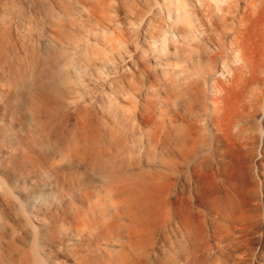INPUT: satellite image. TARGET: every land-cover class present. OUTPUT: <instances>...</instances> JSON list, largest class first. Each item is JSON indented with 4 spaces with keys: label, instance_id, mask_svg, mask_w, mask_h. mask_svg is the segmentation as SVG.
<instances>
[{
    "label": "bare ground",
    "instance_id": "obj_1",
    "mask_svg": "<svg viewBox=\"0 0 264 264\" xmlns=\"http://www.w3.org/2000/svg\"><path fill=\"white\" fill-rule=\"evenodd\" d=\"M132 1L0 0V264H264V0Z\"/></svg>",
    "mask_w": 264,
    "mask_h": 264
},
{
    "label": "rangeland",
    "instance_id": "obj_2",
    "mask_svg": "<svg viewBox=\"0 0 264 264\" xmlns=\"http://www.w3.org/2000/svg\"><path fill=\"white\" fill-rule=\"evenodd\" d=\"M126 1H128L129 3L126 2ZM140 1L142 2L141 4H142V7L143 8H146V6H148V4H149V1L148 0H140ZM152 1L154 2L155 0H152ZM160 1L159 0H156L154 3L160 2ZM132 2H133L132 0H121V5L118 8L117 14H118V16H119V18L121 20V24H122L123 28L126 29L125 31H128L129 33L128 32L127 33L129 35H131V37L132 36L134 37L135 35H133V34H135L136 31L135 30L132 31L131 30L132 29L131 27H133V29H136V27L139 26V24H140V19L139 18H140L141 15L138 16V15H134L132 13V10L130 8ZM158 7H159V5H156L155 8L157 9ZM156 9H154L153 10L154 13L152 12L148 16V18H147L148 19V22H149V28H148V30H144V28H143V30H144V32H143L142 31V26L140 25V31L142 32V33L140 32L141 33V36L142 35L145 36V37L146 36H150V37H147L150 40H154L155 36H157L158 31L156 30V28L158 29V25L160 23L159 22L160 17H158L159 16V13H157V11H159V8H158L157 11H156ZM155 11H156V13H155ZM156 14H157V18L155 17ZM132 16H134V17H132ZM153 16L155 17V19H154ZM199 16H201V13H199ZM151 17H153V19ZM130 19L131 20L134 19V21L136 20L134 22V24H132V22H131ZM251 20H253V18H251L250 21ZM151 26H153L155 28L154 31H153L154 28H152ZM165 28L168 30V26H166ZM169 30H168L169 31V34H170L169 37H171V35L173 36V34H172L173 30L170 29V28H169ZM111 31L112 30L109 31V34L112 33V32H114V31H112V32ZM146 31H147V34L148 35L146 34ZM174 35H176V34L174 33ZM150 40H148V41H150ZM130 47H131V49H133L135 47V45H133V43L131 42ZM151 63L152 62H150V64ZM133 64L134 63L128 62V65L130 66V68H132V69L135 70V68H134L135 66ZM136 75L139 77V78H137L138 80L141 79L139 73H137ZM150 78L153 79L152 76H150ZM123 83L126 86H128V82L127 81L124 80ZM145 85H146V87H144V89H143L144 93H148V94L151 95V93L149 92V90H151L150 87L148 86L149 83L146 82ZM107 90H109V88H107ZM234 90L236 91L235 88L234 89L233 88L230 89V91H231L230 92V97L231 96L232 97H235V95H236L235 93L237 91L235 92ZM0 170L3 173V175L9 176V175H7V174H10L9 170L4 169L3 167ZM255 173H256V171H255ZM224 175H225V177H229L230 182H225V184H222L221 185L222 191L218 192L217 195H220V198L222 200H224V201L225 200H228L236 208H238V210H242V211L250 208V206H257L259 203H262V205L264 206V201H260L259 200V195L261 194V189L258 188L255 191H250L249 190L250 178H248L246 175H244V171H243V166H242V161L241 160H237L234 163V165L230 167L228 173L224 172ZM10 177H12V176L10 175ZM19 181H20V187H22V188L20 189V191H18L17 194L20 196V198L22 200L29 199L31 192L33 191V189L31 188V184L28 183L29 184V187L24 188V186L21 183L22 180H19ZM209 191H210V189H209ZM262 221H263L262 226L264 228V211H263V215H262ZM53 249L55 250V252L58 253V260L61 262L60 264H78V260L74 256L70 255V251L69 250H67L65 248H61L60 249L57 246L53 247Z\"/></svg>",
    "mask_w": 264,
    "mask_h": 264
}]
</instances>
